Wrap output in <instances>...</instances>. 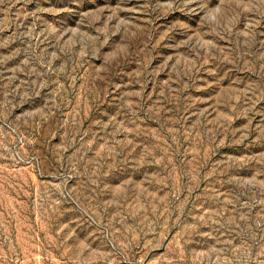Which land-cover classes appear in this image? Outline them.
Segmentation results:
<instances>
[{
  "label": "rangeland",
  "instance_id": "1",
  "mask_svg": "<svg viewBox=\"0 0 264 264\" xmlns=\"http://www.w3.org/2000/svg\"><path fill=\"white\" fill-rule=\"evenodd\" d=\"M0 264H264V0H0Z\"/></svg>",
  "mask_w": 264,
  "mask_h": 264
}]
</instances>
